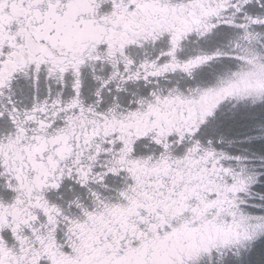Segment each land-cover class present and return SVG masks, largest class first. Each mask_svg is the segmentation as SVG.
<instances>
[{"label": "snow or ice", "instance_id": "obj_1", "mask_svg": "<svg viewBox=\"0 0 264 264\" xmlns=\"http://www.w3.org/2000/svg\"><path fill=\"white\" fill-rule=\"evenodd\" d=\"M0 264H264V0H0Z\"/></svg>", "mask_w": 264, "mask_h": 264}]
</instances>
